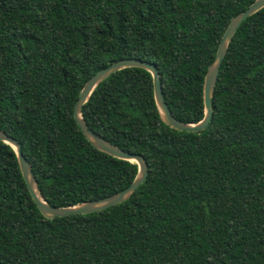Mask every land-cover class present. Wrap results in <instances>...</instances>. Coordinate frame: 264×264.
<instances>
[{
    "label": "trees",
    "instance_id": "16d2710c",
    "mask_svg": "<svg viewBox=\"0 0 264 264\" xmlns=\"http://www.w3.org/2000/svg\"><path fill=\"white\" fill-rule=\"evenodd\" d=\"M256 0H0V130L22 145L44 199L115 195L138 165L91 145L74 119L85 83L122 59L154 63L182 122L205 116L204 80L231 21ZM200 132L168 126L153 77L126 68L84 104L89 127L150 166L132 197L46 218L0 142V264H264V8L230 43Z\"/></svg>",
    "mask_w": 264,
    "mask_h": 264
},
{
    "label": "water",
    "instance_id": "95a60500",
    "mask_svg": "<svg viewBox=\"0 0 264 264\" xmlns=\"http://www.w3.org/2000/svg\"><path fill=\"white\" fill-rule=\"evenodd\" d=\"M264 8V0H256L247 10L241 12L235 17L225 30L219 43L214 61L209 66L204 80V106L205 116L199 123H185L177 119L166 102L163 86L162 74L159 68L151 62L142 59H122L117 61L105 69L99 71L92 76L82 88L79 98L74 106V119L80 127L87 141L99 151H102L112 157L130 161L138 165V174L133 183L123 191L99 200L89 201L70 207H54L51 206L42 196L39 183L33 172V168L22 151L21 143L10 136L7 132L0 130V142H4L13 147L16 151L20 169L28 187V190L36 203L39 211L46 218L53 219L55 217H66L69 215H87L101 212L109 207L118 205L129 200L137 189L146 181L150 166L147 159L140 154H134L126 151L119 146L111 143L101 135L93 131L84 120L82 109L88 101L96 87L112 74L126 68H141L151 73L153 77L154 95L157 107L162 115L164 122L173 129L186 132H200L205 130L213 119V96L215 93L217 81L221 71V66L227 55L230 43L232 42L236 32L243 22Z\"/></svg>",
    "mask_w": 264,
    "mask_h": 264
}]
</instances>
